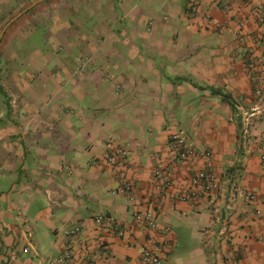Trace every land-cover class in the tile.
I'll return each instance as SVG.
<instances>
[{
  "label": "crops",
  "instance_id": "1",
  "mask_svg": "<svg viewBox=\"0 0 264 264\" xmlns=\"http://www.w3.org/2000/svg\"><path fill=\"white\" fill-rule=\"evenodd\" d=\"M2 33L0 264L56 259L73 226L68 264H143L154 247L164 264H264V0H0ZM174 134L212 152L209 197L175 199L204 163ZM121 145L120 166L94 165ZM126 184L135 202L115 193Z\"/></svg>",
  "mask_w": 264,
  "mask_h": 264
},
{
  "label": "built area",
  "instance_id": "2",
  "mask_svg": "<svg viewBox=\"0 0 264 264\" xmlns=\"http://www.w3.org/2000/svg\"><path fill=\"white\" fill-rule=\"evenodd\" d=\"M259 7L258 9H260ZM246 23L243 21L239 24V30L237 32V37L235 43L245 42L246 34ZM253 42H257L255 37H251ZM84 69V66L82 67ZM262 85L261 81H258L256 87V93L259 96H262ZM252 115L246 113L243 117L244 122V135H248L250 132V125ZM172 142L177 148L181 158H200L203 161V169L196 173L191 179L192 188L189 191L179 193L175 196V199L182 202H194L196 200H201L209 197L213 192L217 191L219 188L218 179L215 173L213 155L210 150L198 151L193 147L189 146L186 142V139L179 135L174 134L171 137ZM264 143V139L262 140ZM128 147L127 146H118L116 149L104 156L100 160L94 161V165H99L101 162L106 163L110 166H120L123 161L127 159ZM152 160L156 165L160 162V155L158 153L152 156ZM262 163L264 164V156L262 157ZM68 172L72 173L70 167L66 168ZM154 178L157 181L158 189L160 190L163 198H168L171 196L173 189V182L171 179L162 171V169L156 168L154 172ZM119 195H125L129 198L131 202H135V197L133 194V189L130 184H126L120 187L116 192ZM245 198L247 201H253L256 198V195L253 191H247ZM134 219L138 222L145 223L150 229L155 230L157 224L154 219V215L150 211H145L143 213L137 212L134 216ZM96 223L100 226L111 227L112 223L109 219L104 216L96 217ZM82 233V229L79 226H73L65 231L68 243L64 252L57 257L56 259H50L46 264H68L73 260V249L76 240ZM122 235V231L119 232ZM25 253H28L29 250L25 249ZM163 251L160 247L148 248L145 249L142 254V263L143 264H164V259L162 257Z\"/></svg>",
  "mask_w": 264,
  "mask_h": 264
},
{
  "label": "rangeland",
  "instance_id": "3",
  "mask_svg": "<svg viewBox=\"0 0 264 264\" xmlns=\"http://www.w3.org/2000/svg\"><path fill=\"white\" fill-rule=\"evenodd\" d=\"M3 61L0 60V64ZM5 75L0 74V82H3ZM6 115H10L9 107H8V100L3 90V86H0V117H5Z\"/></svg>",
  "mask_w": 264,
  "mask_h": 264
},
{
  "label": "water",
  "instance_id": "4",
  "mask_svg": "<svg viewBox=\"0 0 264 264\" xmlns=\"http://www.w3.org/2000/svg\"><path fill=\"white\" fill-rule=\"evenodd\" d=\"M2 37H3V33L0 35V44H1V39H2Z\"/></svg>",
  "mask_w": 264,
  "mask_h": 264
}]
</instances>
